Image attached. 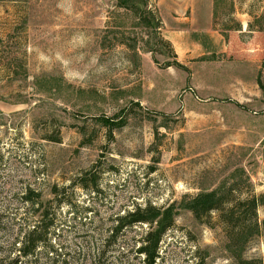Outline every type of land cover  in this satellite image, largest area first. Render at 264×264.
I'll list each match as a JSON object with an SVG mask.
<instances>
[{"label": "rangeland", "instance_id": "obj_1", "mask_svg": "<svg viewBox=\"0 0 264 264\" xmlns=\"http://www.w3.org/2000/svg\"><path fill=\"white\" fill-rule=\"evenodd\" d=\"M118 2L0 0V264H144L146 225L113 234L125 212L246 181L264 196V0H218L215 17L214 0H150L172 50ZM33 212L52 225L20 258ZM257 218L240 255L264 264ZM155 264L240 263L216 215L179 210Z\"/></svg>", "mask_w": 264, "mask_h": 264}, {"label": "trees", "instance_id": "obj_2", "mask_svg": "<svg viewBox=\"0 0 264 264\" xmlns=\"http://www.w3.org/2000/svg\"><path fill=\"white\" fill-rule=\"evenodd\" d=\"M119 8L131 11L138 20V25L151 30L155 45H162L171 49V44L164 40L160 34L161 20L158 14L149 8L150 0H118ZM218 0L213 3V17L216 16L215 9ZM151 7V6H150ZM232 30L239 31L238 27ZM226 37V36H225ZM148 46L147 44H145ZM133 50L132 45L129 46ZM172 50V49H171ZM151 52V50H148ZM172 65L178 66L175 61L176 56L172 54ZM257 85L264 97V87L258 81ZM138 106V104H135ZM110 132L113 129H120L126 120L115 122L114 120L102 119L100 121ZM245 194H235L236 185H231L226 189H217L198 193L193 197H184L176 206L174 203L165 207H155L150 204L136 206L132 211L125 212L123 216L115 219L113 234L116 235L125 227L146 225V231L139 240L138 254L143 256L144 264H155L159 257V245L167 231L174 227L175 216L179 210L188 212L201 224L208 225L211 216L214 214L218 222L223 227L227 241V249L231 252L240 264H253L252 261L242 260V253L246 245L260 233V225L257 218L258 207L264 205V196H256L251 192L250 184H247ZM30 193L24 195L25 202L34 206ZM37 215V221L24 232L18 255L20 258L32 256L40 245L45 246L48 230L51 227V220L47 212H33V217ZM237 254L235 255V253ZM9 264H18V259L12 260Z\"/></svg>", "mask_w": 264, "mask_h": 264}, {"label": "crops", "instance_id": "obj_3", "mask_svg": "<svg viewBox=\"0 0 264 264\" xmlns=\"http://www.w3.org/2000/svg\"><path fill=\"white\" fill-rule=\"evenodd\" d=\"M170 43V42H169Z\"/></svg>", "mask_w": 264, "mask_h": 264}]
</instances>
